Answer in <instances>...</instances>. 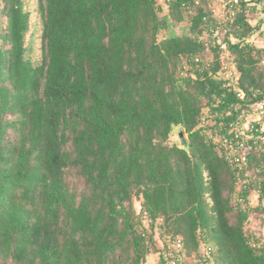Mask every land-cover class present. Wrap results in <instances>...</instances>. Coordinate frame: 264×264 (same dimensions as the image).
<instances>
[{"label":"trees","instance_id":"obj_1","mask_svg":"<svg viewBox=\"0 0 264 264\" xmlns=\"http://www.w3.org/2000/svg\"><path fill=\"white\" fill-rule=\"evenodd\" d=\"M195 2L35 0L34 60L26 0H0V264H144L156 229L187 261L210 249L213 264H264L204 133L264 90V48L230 47L240 99L199 42L209 9ZM235 24V37L251 30L243 14ZM207 57L211 70L180 75ZM245 169L263 212L264 151Z\"/></svg>","mask_w":264,"mask_h":264},{"label":"built area","instance_id":"obj_2","mask_svg":"<svg viewBox=\"0 0 264 264\" xmlns=\"http://www.w3.org/2000/svg\"><path fill=\"white\" fill-rule=\"evenodd\" d=\"M204 1L207 3L209 15L203 19L204 25L198 36L199 42L208 51L217 50L218 60L222 61L217 75L225 82V87L233 88L237 97L243 99L242 92L236 88L239 74L236 63L232 61L230 47L264 48V0ZM200 2L201 0H196L195 4L198 5ZM241 14L245 16L251 30L246 36L235 37L230 28L235 27L237 31L242 30L240 25L235 24ZM252 17L254 25H251ZM214 62L212 57L195 58L192 62L183 65L179 72L183 77H195L191 72L193 69H197L200 73L203 67L211 70ZM207 122L206 116L202 117L201 126L205 127ZM204 133L222 152L234 173L233 202L235 207L249 213L251 201L250 198L245 197L244 193L252 175L245 169V166L252 154H260L264 151V90L252 93L251 99L245 102L242 110L233 120L214 131L204 129ZM143 217L146 219L145 214ZM251 222L252 218L249 217L247 224ZM146 223L149 225L150 221ZM252 231L253 235L250 237L252 247L262 252L264 256V237L257 235L258 227ZM156 255L157 264H213L210 249H202L197 257L187 261L182 241L178 238H166ZM148 260L147 256L144 264H147Z\"/></svg>","mask_w":264,"mask_h":264},{"label":"rangeland","instance_id":"obj_3","mask_svg":"<svg viewBox=\"0 0 264 264\" xmlns=\"http://www.w3.org/2000/svg\"><path fill=\"white\" fill-rule=\"evenodd\" d=\"M25 9L27 12L30 14V30L27 35V42L31 46L32 51L30 56L35 60L38 58L39 55V36H40V24L39 20L37 18L36 12H35V0H26V5ZM255 22L253 21V17L251 20V25H254ZM177 132V131H176ZM176 138H177V133H176ZM251 175L254 174V170L250 169L248 170ZM250 201H251V208L249 211V217L252 218V222L250 224H247V228L251 231L252 229H255V227L259 228V232H257V235L259 237H264V211L259 210V201L257 194L255 192H252L251 195L249 196ZM135 208L137 212H139V203H135ZM159 234V229L155 230V239H156V244L157 247H161V244L163 243V239H161ZM149 260L148 262L152 259V257L157 258L156 253H151L148 255Z\"/></svg>","mask_w":264,"mask_h":264},{"label":"water","instance_id":"obj_4","mask_svg":"<svg viewBox=\"0 0 264 264\" xmlns=\"http://www.w3.org/2000/svg\"><path fill=\"white\" fill-rule=\"evenodd\" d=\"M176 133H177V140L179 142V146L182 148H186L188 144L185 139V135L183 133L182 128H178Z\"/></svg>","mask_w":264,"mask_h":264},{"label":"crops","instance_id":"obj_5","mask_svg":"<svg viewBox=\"0 0 264 264\" xmlns=\"http://www.w3.org/2000/svg\"><path fill=\"white\" fill-rule=\"evenodd\" d=\"M157 258L152 257V259L147 264H157Z\"/></svg>","mask_w":264,"mask_h":264}]
</instances>
